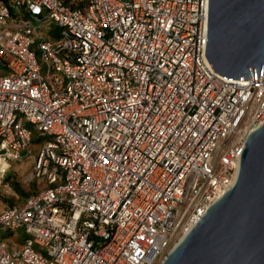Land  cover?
Masks as SVG:
<instances>
[{"label":"built area","instance_id":"obj_1","mask_svg":"<svg viewBox=\"0 0 264 264\" xmlns=\"http://www.w3.org/2000/svg\"><path fill=\"white\" fill-rule=\"evenodd\" d=\"M209 0L0 2V264H161L234 184L259 77L206 56ZM53 22L57 27L46 28Z\"/></svg>","mask_w":264,"mask_h":264},{"label":"water","instance_id":"obj_2","mask_svg":"<svg viewBox=\"0 0 264 264\" xmlns=\"http://www.w3.org/2000/svg\"><path fill=\"white\" fill-rule=\"evenodd\" d=\"M206 56L227 78L262 75L264 0H209ZM161 264H264V122L246 140L232 187Z\"/></svg>","mask_w":264,"mask_h":264},{"label":"rangeland","instance_id":"obj_3","mask_svg":"<svg viewBox=\"0 0 264 264\" xmlns=\"http://www.w3.org/2000/svg\"><path fill=\"white\" fill-rule=\"evenodd\" d=\"M3 0H0L2 2ZM58 23L53 22L50 25H46V28L49 29L50 27H57ZM32 166V159H27L24 162L22 161H14L13 162V169L10 172V183H11V189L7 191H1L0 190V210L3 208L10 206L12 204H19L22 203L25 200V196L22 195L20 192V189L26 191V192H33L34 189L38 188L37 184L36 187L34 186V183H28L25 182V176L27 171L31 170ZM1 236L3 237H11L15 242H17L20 239L21 234L20 233H6L4 231L0 232Z\"/></svg>","mask_w":264,"mask_h":264},{"label":"trees","instance_id":"obj_4","mask_svg":"<svg viewBox=\"0 0 264 264\" xmlns=\"http://www.w3.org/2000/svg\"><path fill=\"white\" fill-rule=\"evenodd\" d=\"M10 174L8 175V178H10ZM34 186L36 187V184L34 183ZM19 190H20V192L22 193V195H24L25 197H28L29 195H31L32 194V192L30 193V192H26V191H24V190H22V189H20V188H18ZM35 190H36V188L34 189V191L33 192H35ZM13 205H15V204H12V206Z\"/></svg>","mask_w":264,"mask_h":264}]
</instances>
